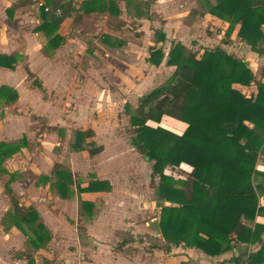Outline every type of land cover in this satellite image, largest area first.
<instances>
[{
    "label": "crops",
    "instance_id": "crops-1",
    "mask_svg": "<svg viewBox=\"0 0 264 264\" xmlns=\"http://www.w3.org/2000/svg\"><path fill=\"white\" fill-rule=\"evenodd\" d=\"M18 1L22 0H0V56H14L15 62L14 67L9 68V60L0 58V87L11 88L17 94V101L8 105H5V99L0 97V142L17 143L22 138L26 142L3 166L7 174L18 173L17 179L12 182L5 181L4 177L8 175L0 174V264H27L24 255L32 256L34 264H168L158 255L161 253L158 249L161 243L160 232L151 233L150 230L153 221L159 222L161 206H170V203L158 199L152 201L148 206L152 214L145 226L122 223L119 206L125 205L128 201L119 196H112L114 192L116 193L118 184L107 179L105 180L112 187V192L83 193L80 195L81 199L75 201L74 198L64 200L52 197L49 202L45 198H40L41 195L29 198L27 196L31 202L27 203L23 198L22 203L13 191L15 186H21L20 183L27 178V171L31 170L34 178L33 191H43L47 188L50 190L49 183L41 182L39 178L48 176L54 163L49 171H44L40 169L38 162L27 164L23 161L22 165V162L18 163L14 159L22 157L24 153L26 156L34 155L40 147L43 150L41 154L47 153L50 149L48 145L53 138L52 133H43L42 128L53 132L58 123L67 125L70 121H78L81 125L91 124L88 114L96 112L102 106L106 107L103 101L108 102L106 105H111V108L112 104L128 105L126 101L129 100L131 93L141 97L144 95L142 87H150L152 81L151 78L146 79V75L163 70L171 71L172 74L173 68L166 66L170 43L180 42L188 46L185 41L188 36L183 37L184 41L176 39V35L180 38L181 31L178 29H181L184 23L177 20H180L179 17L183 19L189 15L188 11H184L186 2L155 0L144 13L139 9L142 7L137 6L143 5L144 0H116L120 10L117 17L108 12L93 13L77 20L68 17L55 32L63 39L62 44L55 49L48 47L50 56L46 57L42 49L47 48L48 41L54 34L53 29L38 30L43 23L41 8L46 0H31L33 3L9 12V8ZM83 1L85 0L62 2H71L72 8L78 9ZM101 1L106 2L108 6L109 0ZM210 2L213 3V0ZM195 9L205 13L199 0H196ZM135 10L138 11L139 17L134 15ZM148 15L152 17L148 19ZM204 18L213 24L224 25L217 34H214L215 38L212 40L206 34H200V29L204 28ZM192 21L190 22L193 23V27L200 28L197 35L200 43H204L205 40L216 42L217 37L223 36L224 42L220 46L229 55L241 59L256 80H261L264 54L259 56L250 52L247 46L236 38L238 25L234 27L230 37L226 38L229 27L226 22L209 14ZM155 23L159 27H155ZM137 27L140 35L131 37L130 31ZM148 30L153 32L154 39L147 38ZM155 30L164 34V42H156ZM105 36L108 38H104ZM118 43H125V46L123 44L124 47L115 48ZM165 44L168 48L162 49L164 58L161 63L157 66L149 63L147 60L151 47L159 46L156 49H161ZM201 48L207 47L199 49ZM137 67L141 69L140 75L135 73ZM240 89L246 97H254L257 93L254 83ZM21 123H28L26 131H18ZM93 125L95 124H91L92 128L85 126L83 130L91 129L94 132ZM35 135L36 138L39 137L40 145L33 142ZM84 153L86 151H83ZM55 163L63 164L60 161ZM26 165L33 167L26 169L24 167ZM180 167L191 171L185 164ZM256 170L264 174V152L258 154ZM70 171L72 173L71 169ZM87 184L80 186L84 188ZM256 184L262 185L258 204L264 208V175L257 176ZM7 185L20 205L31 207L38 213V223L45 226L49 233V240L45 244L43 240L36 242L38 248L29 244V238L34 237L28 225L22 223L17 225L13 219L10 201L5 192ZM151 188L154 191V188ZM79 216L82 218L81 223ZM243 224L250 228L255 224L264 226V213L258 214L253 222L243 221ZM79 226L83 229L79 230ZM30 228H35L33 223L30 224ZM24 231L27 232L26 235ZM262 241L264 243V232ZM259 247L257 243L238 244L232 252L214 258L207 257L205 259L208 260L204 261L206 264H229L232 253L249 254L257 251ZM240 248L243 249L242 252ZM245 259L246 257L243 258Z\"/></svg>",
    "mask_w": 264,
    "mask_h": 264
},
{
    "label": "trees",
    "instance_id": "trees-1",
    "mask_svg": "<svg viewBox=\"0 0 264 264\" xmlns=\"http://www.w3.org/2000/svg\"><path fill=\"white\" fill-rule=\"evenodd\" d=\"M45 2L41 8L43 23L38 30H54L47 48L42 49L46 57L50 56L48 47L55 49L62 44L63 39L55 32L66 18L77 20L98 12H108L115 17L120 14L116 0H109L108 6L101 0H85L78 9L72 8L71 2ZM143 2L137 6L146 13L155 0ZM205 2L208 5L206 14L229 25L227 36L238 25L236 38L250 52L259 56L264 54V0ZM31 3V0L18 1L8 11ZM57 10L61 15H55ZM193 11L195 15L187 16V22L204 15L198 9ZM151 17L148 15V19ZM154 34L156 42L165 41L161 31L155 30ZM123 44L125 46V43H118L114 47ZM0 58L9 60V68L14 67V56ZM163 58L162 49L152 48L147 61L157 66ZM166 66L173 68L171 76L141 96L128 121L134 134L131 145L138 154L153 162L151 187H154L155 177L158 179L154 193L171 204L163 206L159 213L161 238L175 248L195 249L209 258L232 252L238 244L257 243L260 247L255 252L232 253L229 264H243L244 261L246 264H264V226L255 224L250 228L243 224V221L253 222L258 214L264 213V208L258 204L262 185L256 184L257 176L264 175L256 170L258 154L264 152V68L260 73L261 80L257 81L249 67L224 48L192 50L180 42L171 43ZM251 83L256 85L257 93L254 97H246L240 88ZM0 97L5 99V105L17 101V94L8 87H0ZM162 117L185 124V129L176 135L149 125L150 121L159 123ZM93 136L91 129L71 131V152L86 151L90 157L100 154L102 146L94 141L87 142ZM24 144V138L18 143L0 142V174L7 173L4 163ZM182 164L189 166L191 171L180 182L165 173L167 168L174 169ZM39 179L49 183L50 190L64 200L73 197L72 188L80 193L111 190L106 180H90L84 188L75 185L70 169L61 163H54L49 175ZM5 192L15 223L28 225L33 233L34 239L29 238V244L34 248L39 247L38 241L43 240L45 244L49 233L38 223V213L20 205L8 185ZM32 223L34 229L30 228ZM78 229L83 228L79 226ZM24 256L27 264H34L32 256ZM244 257L246 260L243 261Z\"/></svg>",
    "mask_w": 264,
    "mask_h": 264
},
{
    "label": "rangeland",
    "instance_id": "rangeland-1",
    "mask_svg": "<svg viewBox=\"0 0 264 264\" xmlns=\"http://www.w3.org/2000/svg\"><path fill=\"white\" fill-rule=\"evenodd\" d=\"M184 2H186V9H184V11H188V16H191L192 18L193 15H195L193 10L196 7V0H184ZM199 4L205 12L204 14L206 15L208 5L206 4L205 0H199ZM134 15H137L139 17L137 10H135ZM179 18L180 20L177 21H181V23L183 21L184 23L181 29H178L179 32L181 31L180 38L176 35V39L184 41L185 39L183 37L188 36L187 40L185 41L188 46H191L192 50H198L200 47L205 46L207 48L215 47L216 45L220 46L222 45V42H224L223 36L217 37L216 42L211 41L212 38H215L214 34H217V31L224 27L223 24H213L210 20L204 18V28L200 29L198 26H192L195 21H192L193 23L187 22L188 17H184L183 19L182 17ZM181 23L179 24V26L181 25ZM184 25L186 27H184ZM156 26L159 27L155 23V27ZM138 29L139 27L133 28V30L130 31L131 37L140 35V33H138L137 31ZM199 29L201 30L200 34H206L209 38H211V40H205L204 43H200L199 39L197 38ZM148 31L149 33L147 38H151L152 40L153 32L151 30ZM193 35L195 36V38ZM225 36L226 38L230 37V35H228L229 37L227 35ZM151 48H159V46H154ZM163 48L167 50V44L161 47V49ZM136 69L137 70L135 71V73L140 75L141 69L139 67H137ZM162 72L156 71L153 74H149V76L146 75V79L151 78L150 80L152 81V83H150V87H142L143 94L148 93L151 89L163 83L171 75V71L163 70ZM140 98L141 97H138V95L131 93L129 95V100L126 101L127 103H129L128 105L125 103V105L119 104V106L112 104V108L110 107L111 105H106V103L108 102L103 101V104L105 103L106 107L102 106V108L98 109L96 112L88 114V118L92 121L93 124H95L93 125V130L95 133L93 138L88 139L87 142L94 141L96 145L103 146V152L95 157H90L87 152L84 154L83 152L77 154L70 153L71 150L69 148V144L71 142V131L83 130L85 126L92 128V123L88 125H81V122L79 123L78 121H70L67 125L58 123L55 127V131L53 132L46 131L47 129H44L45 127L42 128L43 133H52L53 138L51 140V144L48 145L50 149L46 154H41L43 150L42 147H40L37 153H33L34 155L26 156V153H24L22 154V157H17V159L14 160L18 163L22 162V165L24 164V162L27 164H35L38 162V166L44 171H49L53 163L60 161L65 166L70 167L75 179L74 184L77 186L79 184L82 186L85 185L92 178H99L101 180L107 179L112 181L113 183L118 184V186L116 187L118 189H116V193L114 192L115 194L113 193L112 196H119L127 199L128 201L125 205L119 206L121 210V222L145 226V223L149 221V218L152 214L148 206L151 205L152 201L160 199L150 187L153 162L149 161V159H146V156L138 154L131 145L134 134L132 132V128L129 126L128 121L129 116L134 113L135 108L138 106ZM75 110L76 109H74V111ZM65 114L67 115L69 114V112ZM98 115L99 117L97 118ZM94 120L96 121L95 123L93 122ZM9 124L11 125L12 123ZM149 125L152 127L162 128L176 135H180L185 129V124L181 122L179 123L167 117H162L159 123L150 121ZM18 128V131H26L28 129V123H21ZM38 138H36L35 135L33 142L40 145V141ZM30 141H32V139H30ZM33 142L30 143L31 146ZM30 166L33 167V165H26L24 167L26 169H29ZM166 170L165 173L176 180V182H180L185 177H187L189 172V169L187 171L185 167L180 166L174 169L167 168ZM17 174L18 173L16 172L7 174L8 176H5L4 180H9V182H12L14 179H17ZM36 180L37 178H35V181ZM33 181L34 178L32 176V171H27V178L25 179V181L20 183L21 186L17 185L13 189L15 195L17 194L16 196L21 202L22 199L25 198V201H27V203H30L31 201L28 198L37 195H41L40 198H45V200H48L49 202H51L52 197H58L53 190H49L47 187V189H44L43 191H33ZM157 185L158 179L155 177L153 188H155ZM177 186L180 187L179 184H177ZM72 189L74 191V195L72 197L74 198V201L75 199H81L80 195L83 193L78 192L75 188ZM162 207L163 206H161V208ZM158 231V221H153L150 232L155 233ZM125 238L128 239L129 237ZM160 241L161 243L158 249L161 250V253L159 252L158 255L162 256L164 260L168 262V264H206V261L204 260H208L205 259L207 258V256H205L198 250H191L190 248L186 249L182 246L175 248L171 244L165 242L162 238L160 239ZM240 251L242 252L243 249L240 248Z\"/></svg>",
    "mask_w": 264,
    "mask_h": 264
},
{
    "label": "built area",
    "instance_id": "built-area-1",
    "mask_svg": "<svg viewBox=\"0 0 264 264\" xmlns=\"http://www.w3.org/2000/svg\"><path fill=\"white\" fill-rule=\"evenodd\" d=\"M47 10V9H46ZM55 15H61V12H60V10H57L56 12H55ZM260 207V206H259ZM236 255V254H235ZM246 260V259H245ZM244 261V260H243ZM243 264H246V262L244 261V263Z\"/></svg>",
    "mask_w": 264,
    "mask_h": 264
},
{
    "label": "water",
    "instance_id": "water-1",
    "mask_svg": "<svg viewBox=\"0 0 264 264\" xmlns=\"http://www.w3.org/2000/svg\"><path fill=\"white\" fill-rule=\"evenodd\" d=\"M62 1L68 2L69 0H62ZM146 159H148V158L146 157Z\"/></svg>",
    "mask_w": 264,
    "mask_h": 264
}]
</instances>
